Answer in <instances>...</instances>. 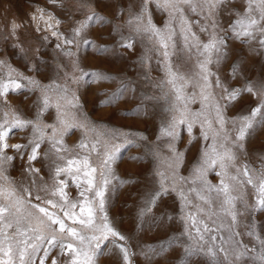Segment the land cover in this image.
I'll use <instances>...</instances> for the list:
<instances>
[{"label":"snow or ice","instance_id":"obj_1","mask_svg":"<svg viewBox=\"0 0 264 264\" xmlns=\"http://www.w3.org/2000/svg\"><path fill=\"white\" fill-rule=\"evenodd\" d=\"M3 7L0 264H264V0Z\"/></svg>","mask_w":264,"mask_h":264},{"label":"rangeland","instance_id":"obj_2","mask_svg":"<svg viewBox=\"0 0 264 264\" xmlns=\"http://www.w3.org/2000/svg\"><path fill=\"white\" fill-rule=\"evenodd\" d=\"M9 3L12 5V8L10 10V14L11 13H15L17 12L19 9L23 8L24 5V0H0V22H2V18H3V13H4V4ZM87 64L90 67H97V66H102L105 68H109L110 66L107 65L106 63H104L101 59L99 58H92L90 57L87 61ZM119 68L118 67H111V71L113 74H115L116 71H118ZM131 74V73H130ZM117 87V85L115 84H103L100 85L98 87H93L87 97L88 102H89V108H91V104L94 102H98V99H104V97H97L96 93L97 92H112L113 90H115V88ZM132 107V105H125L123 102L120 103V109L123 110L125 108H130ZM114 109L110 108V107H105L102 108L100 111H98L96 113V115L94 116V119L97 120H102L105 118H110L112 117V113H113ZM132 123L131 120H124L121 118H112L111 119V124L115 125V126H121V125H126V124H130ZM140 128H143L144 125L143 124H138L137 125ZM253 146L257 149L264 147V131H260L256 134V137L254 139L253 142ZM139 154L136 151H133L132 153H130L129 155H136ZM251 166L253 167H258L259 166V161L258 160H253L250 162ZM136 165L129 162L127 159L124 160V162L120 165V171L123 172L124 170H135ZM14 176H16V173H13ZM213 182H215V178L212 177ZM120 207L123 208V204H120Z\"/></svg>","mask_w":264,"mask_h":264}]
</instances>
